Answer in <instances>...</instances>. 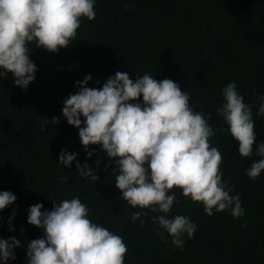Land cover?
Returning a JSON list of instances; mask_svg holds the SVG:
<instances>
[{
	"label": "trees",
	"instance_id": "trees-1",
	"mask_svg": "<svg viewBox=\"0 0 264 264\" xmlns=\"http://www.w3.org/2000/svg\"><path fill=\"white\" fill-rule=\"evenodd\" d=\"M95 12L94 20L82 18L68 48L49 53L30 46L38 70L26 90L11 72L0 80V191L17 197L0 212V238L15 236L22 245L7 264H28L27 244L43 236V229L27 222L30 206L43 203V210H52L53 200L75 197L88 206L92 222L123 238L125 264H264V172L256 180L247 175L261 157L239 154L238 141L219 131L228 126L217 112L225 102L222 89L235 81L252 107L256 145L264 143V116L257 115L264 96V0H95ZM117 71L132 79L145 73L172 79L190 93L194 110L205 118L211 113L210 143L223 155V179L234 185L231 194L239 195L245 215L235 218L229 209L209 216L179 188L169 192L177 202L167 214L134 208L121 198L115 162L107 167L99 145L86 150L79 129L62 112L65 98L79 91L76 81L90 74L88 86L102 88ZM62 149L76 153L100 179L81 177L75 161L71 168L59 164ZM139 211L148 214L134 223L132 214ZM159 215L189 217L197 225L194 238L185 235L183 249L175 247L153 222Z\"/></svg>",
	"mask_w": 264,
	"mask_h": 264
},
{
	"label": "clouds",
	"instance_id": "clouds-1",
	"mask_svg": "<svg viewBox=\"0 0 264 264\" xmlns=\"http://www.w3.org/2000/svg\"><path fill=\"white\" fill-rule=\"evenodd\" d=\"M84 17L95 19V0H0V80L11 72L15 84L26 90L38 70L30 46L49 53L68 48ZM92 79L89 74L76 81L79 91L65 98L63 116L79 129L86 150L99 145L109 159L107 167L115 162L119 172L115 183L123 200L134 208L167 214L177 202L175 193L169 192L179 188L184 197L201 203L209 216L229 209L235 218L245 215L239 195L231 194L234 185L223 179V155L210 143L215 135L208 123L211 113L205 118L194 110L188 91L172 79L157 80L148 73L132 79L129 72L117 71L102 88L89 87ZM222 95L225 102L217 112L228 127L219 131L231 133L242 157L254 153L261 157L247 171L256 180L264 172V143L256 145L252 107L244 102L235 81L222 89ZM260 100L257 115L264 116V96ZM59 120L53 117L51 122ZM44 122L49 120L44 118ZM95 151H87V157ZM73 161L81 177L100 179L96 169L77 160L76 153L62 149L58 163L71 168ZM60 179L67 181L68 177ZM16 199L13 192L0 191V212ZM43 209V203L29 208L27 222L44 233L27 244L28 264H125L128 250L123 238L92 222L90 209L79 197L59 203L53 200L52 210ZM147 214L135 212L132 220L135 223ZM14 216L15 210L10 225ZM152 220L158 221L181 250L185 235L194 238L197 230L185 215L172 219L159 215ZM19 247L21 241L15 236L0 238V264L15 260L14 250Z\"/></svg>",
	"mask_w": 264,
	"mask_h": 264
}]
</instances>
